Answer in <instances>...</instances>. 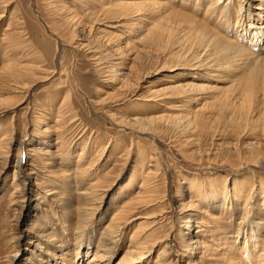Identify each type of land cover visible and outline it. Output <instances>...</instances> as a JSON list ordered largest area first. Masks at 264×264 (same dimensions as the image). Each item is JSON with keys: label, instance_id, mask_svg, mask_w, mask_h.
<instances>
[{"label": "rangeland", "instance_id": "1", "mask_svg": "<svg viewBox=\"0 0 264 264\" xmlns=\"http://www.w3.org/2000/svg\"><path fill=\"white\" fill-rule=\"evenodd\" d=\"M209 1L0 0V137L13 158L0 173V264H118L147 243L138 264H264V170L247 152L264 144V68L231 63L205 80L206 69H192L199 54L204 64L224 58L203 47L200 23L256 59L259 25L244 0H217L216 13ZM187 83L203 87L159 95ZM191 182L196 192L219 185L225 206L201 195L182 210ZM140 187L122 230L107 236Z\"/></svg>", "mask_w": 264, "mask_h": 264}, {"label": "bare ground", "instance_id": "2", "mask_svg": "<svg viewBox=\"0 0 264 264\" xmlns=\"http://www.w3.org/2000/svg\"><path fill=\"white\" fill-rule=\"evenodd\" d=\"M156 1V0H155ZM158 1V0H157ZM211 1V0H210ZM209 1V2H210ZM214 3H212V7H213V11L216 13V11H218V9H219V3H218V1L217 0H212ZM222 1V0H221ZM241 1V0H240ZM239 1V2H240ZM107 2V1H106ZM111 1H109V3H110ZM238 2V3H239ZM256 2H259L258 0H244V1H242V4H243V6L244 5H248V9H247V11L249 12H247V16L249 15H253V14H255V16H254V20H255V22H256V19H257V25H259V26H257L258 28H254L255 29V33L253 34V40L257 37V39H256V41L252 44V49H253V51L254 52H256L259 56L260 55H264V24H263V22L264 21H262V20H264L263 18H264V10H262V9H260V8H257V6H256ZM207 3V2H206ZM211 3V2H210ZM228 3H229V1H228ZM241 3V2H240ZM115 5H117V6H120V7H122L123 9H125V10H129V9H135V8H139V7H142V6H145V5H151V8H152V6L154 7V10L155 9H158L159 11L160 10H165L166 9V11L168 12V10H170V12H172L171 11V9H168L165 5H162V4H159V3H145V2H137V3H129V1H128V3L127 2H122V1H120V2H115L114 3ZM198 4V3H197ZM197 4H196V6H197ZM221 4V3H220ZM230 4V3H229ZM199 5V4H198ZM209 5H211V4H209ZM231 5V4H230ZM223 6V5H222ZM261 6H262V4H261ZM116 7V6H115ZM149 7V6H148ZM227 7H229V6H227ZM146 8V7H145ZM207 8H208V5H207ZM148 9V8H147ZM208 9H211V8H208ZM228 9V8H227ZM120 10V9H119ZM150 10H152V9H150ZM153 10V11H154ZM230 10V9H229ZM255 10H258L259 12H256ZM145 11V10H144ZM147 11V10H146ZM222 11V10H221ZM226 12H227V10H225ZM133 12V11H132ZM165 12V11H164ZM163 12V13H164ZM206 12V11H205ZM210 12H211V10H210ZM209 11H208V16H206V18L208 19V17H210V16H212L211 14H210V16H209V13H210ZM229 12V11H228ZM160 13V12H159ZM162 13V14H163ZM175 13V12H174ZM213 13V12H212ZM167 14V13H166ZM184 14V13H183ZM182 14V15H183ZM222 14V13H221ZM224 14V13H223ZM226 14V13H225ZM161 15V14H160ZM171 15V14H170ZM174 15V14H173ZM232 15V14H231ZM242 15H243V13H242ZM179 15H177V17H178ZM214 16V15H213ZM212 16V17H213ZM247 16H244V17H247ZM180 17V16H179ZM186 17V16H185ZM184 17V18H185ZM221 16L219 15V18H220ZM242 17V16H241ZM181 18H183L182 16H181ZM189 18H191V17H189ZM221 18H227L228 20L230 19V17L228 16V14H226L225 16H222ZM171 19V18H170ZM169 19V20H170ZM186 19V18H185ZM239 19V18H238ZM243 19V18H242ZM168 20V19H167ZM168 20V21H169ZM178 20H180L179 18H178ZM191 19H189V21H190ZM194 20V19H193ZM246 20V19H245ZM245 20H243V21H245ZM172 21V20H171ZM175 21V20H174ZM183 21V20H182ZM186 21V20H185ZM249 21V20H248ZM260 21H262V23L260 22ZM184 22V21H183ZM193 22H196V21H193ZM174 23V22H173ZM177 23V22H176ZM189 23V22H188ZM238 23H239V20H238ZM260 23V24H259ZM171 24V23H170ZM193 24V23H192ZM241 24V23H240ZM244 24V23H243ZM168 26V25H167ZM244 26V25H243ZM164 27V26H163ZM174 27V26H173ZM241 27V26H240ZM159 28V27H158ZM165 28V27H164ZM159 29H161V28H159ZM163 29V28H162ZM161 29V30H162ZM167 29H169L168 27H167ZM175 29H178L177 27L175 28ZM240 29V28H239ZM164 30V29H163ZM162 30V31H163ZM170 30H171V28H170ZM170 30L168 31V32H170ZM173 30V29H172ZM175 31V30H174ZM177 31V30H176ZM175 31V32H176ZM198 31V30H197ZM199 31L201 32V34H204V36H202V37H200L201 38V40L203 41V42H205V44H204V48L205 49H208L207 51H210V56H212V57H224L223 59H222V61L221 62H219V63H217L216 65L215 64H213L212 62H208V60H207V62L208 63H206V64H204L205 62L204 61H202L201 60V56H200V54H199V59H198V64L197 65H195V66H193L192 67V69L193 70H197L196 72H198V71H200V70H204V69H206L207 71H206V75H204L203 77H201L203 80H205V77L207 76V75H211L210 73H219V72H222L223 73V71H224V73L225 72H227V71H229L230 70V66L232 65L231 63H237V62H241V64L244 66H246V67H248V68H250V70H252V71H254V69H255V66L257 65V64H259V65H261V67H263L264 68V57L263 58H261V57H259L258 56V58L256 59V58H253L251 55H250V53L248 52V51H246V50H242L241 48H239V46L238 45H236L233 41H230V40H228V39H230L229 37H228V39H226V38H224L222 35H219L218 33H216V31H213L212 29H210V28H208V26L207 25H205V24H203V23H200L199 24ZM230 31V30H229ZM245 31V30H244ZM254 31V30H253ZM237 32V31H236ZM241 32V31H240ZM155 33V32H154ZM170 33H172V32H170ZM197 33V32H196ZM164 34V33H163ZM166 34H168V33H166ZM237 34H239V33H237ZM246 34H247V32H246ZM147 35H150L149 33L147 34ZM200 35V34H199ZM242 35V34H241ZM166 36V35H165ZM168 36H171V34L170 35H168ZM172 37H173V34H172ZM239 37H242V36H239ZM238 37V38H239ZM146 38V37H145ZM165 38V37H164ZM167 38V37H166ZM244 38V37H243ZM248 38V37H247ZM161 39V38H160ZM155 40H156V38H155ZM154 40V41H155ZM170 40V39H169ZM173 40H174V38H173ZM245 40H246V38H245ZM200 41V40H199ZM159 42V37H158V40H157V43ZM164 42V41H163ZM166 42V41H165ZM165 42H164V44H165ZM156 43V42H155ZM161 43V42H160ZM176 43V42H175ZM239 43H240V41H239ZM153 44V43H152ZM163 44V43H162ZM171 44V43H170ZM158 45V44H157ZM171 46V45H170ZM159 47V46H158ZM167 47V46H166ZM206 51V52H207ZM208 54V53H207ZM255 54V53H254ZM206 56V55H205ZM256 56V55H255ZM177 57V56H176ZM218 57V58H219ZM207 59V58H206ZM227 60V61H226ZM217 62V61H216ZM182 67H184V66H182ZM210 69V70H209ZM257 70V69H256ZM220 74V73H219ZM219 74H217L218 76H220ZM125 75V74H124ZM130 75V74H129ZM213 76H215L214 74H213ZM263 76V75H262ZM224 77V76H223ZM223 77H221V78H223ZM247 81V80H246ZM252 81V80H251ZM250 81V82H251ZM245 83V82H244ZM247 83V82H246ZM245 86V85H244ZM247 86V85H246ZM200 87H203V86H198V85H194V84H192V83H187V84H185V85H167V86H165V88H163L162 90H160L159 92H160V94L159 95H166V94H170V93H172V95L173 94H175V93H181V94H193L192 92H194V89H197L198 90V88H200ZM208 90V89H207ZM212 90V89H211ZM223 90V89H222ZM221 90V91H222ZM158 91V90H157ZM213 91V90H212ZM186 92V93H185ZM195 93V92H194ZM198 98V97H197ZM251 98V97H250ZM244 100H246L245 98H244ZM248 100V99H247ZM243 101V100H242ZM250 101V100H249ZM252 101H253V98H252ZM245 102V101H244ZM250 103V102H249ZM250 105V104H249ZM169 108V107H168ZM264 108V107H263ZM203 110V109H202ZM198 114V113H197ZM166 116V115H165ZM199 116V115H198ZM167 117V116H166ZM202 117H203V115H202ZM153 118V117H152ZM158 118V117H157ZM157 118H156V121H157ZM205 118V117H204ZM172 119V118H171ZM259 119H260V122H261V125H260V128H261V132H262V135H263V137H264V112L261 114V113H259ZM203 120V119H202ZM134 122H136V123H140V120H138V119H134L133 120ZM132 121V122H133ZM60 122H61V120L59 119L58 121H57V125H59L60 124ZM133 122V123H134ZM254 122V121H253ZM258 122V121H257ZM126 123V122H125ZM148 123V122H147ZM135 124V123H134ZM143 124V123H142ZM200 124V123H199ZM140 126V125H139ZM198 126V125H197ZM143 129V128H142ZM3 138L4 137H2V139H1V137H0V139L1 140H3ZM61 138V137H60ZM61 141V140H60ZM60 141H59V139H58V141H57V144L59 145L60 144ZM6 142V138L3 140V142H2V145H0V173L5 169V167L7 166V164H8V162L10 161V159L12 160L13 158H10V157H8V155H9V152H10V149L8 148V147H5V143ZM4 144V145H3ZM9 145V144H8ZM61 147H63V146H60V148ZM248 147H249V149H248V154L250 155V161H251V163H253V164H255L256 165V167L257 168H259L260 170H264V156H263V153H264V144L263 143H257V144H251V145H248ZM60 148H58L57 149V153L59 152V151H62ZM39 152H41L40 151V149H39ZM47 152V151H46ZM56 152H55V154H57ZM49 155V154H48ZM8 158V159H7ZM26 161H25V163L27 164V158L25 159ZM22 158H20V162H18V164L16 165V168H18L19 169V167H22ZM153 161V160H152ZM247 161V160H246ZM246 165V164H245ZM22 170V169H21ZM154 171V170H153ZM22 177V178H21ZM20 178H21V180L22 181H26V183H23L24 185L25 184H27L30 180H31V178H32V172H30L28 175H24V176H21ZM227 180H228V178H226ZM132 180V179H131ZM203 183V182H202ZM228 182L226 181V183L225 184H227ZM133 184V181H132V183H131V185ZM203 184H205V183H203ZM19 184L17 185V188H19ZM98 186V185H97ZM97 186L95 187V189H97ZM145 186V185H144ZM227 186V185H226ZM26 187V186H25ZM235 187V186H234ZM196 187H195V183H193V182H191L189 185H188V189H187V191H186V194L185 193H183V194H185L188 198H187V200H189L188 202H185L186 200H182V202L180 203V208H182V210H187V209H189L190 207H192V206H194V203L192 202V200L194 199V197H196V196H209V198H211V200H212V202L210 203V204H213L214 202H217L218 204H220V206H222V207H224L225 205V203L226 202H224V203H220V199H221V193H220V190H221V187L219 186V185H217V186H214V188L215 189H211V187H209V188H206V186L205 185H201V189H203V191H197L196 192V189H195ZM90 190V189H89ZM144 190H143V188H141L140 187V191H138L137 192V194L138 193H140V195H139V197L137 198V200H135V201H132V203L131 204H129L127 207H126V209L125 210H123L121 213H119L118 215V217H117V219H115V217H113L112 218V220H111V222L106 226V232L108 233V235L107 236H110V237H116L118 234H119V232L122 230V227H121V224L123 223L122 222V220H121V218L123 219L124 217H127L126 216V214L129 212V210L131 209V207H133V206H135L137 203H139L141 200H142V197L144 196V193L145 192H143ZM22 192H24V191H22ZM92 192V193H91ZM90 193H91V196H93V194L96 192L95 190H93V191H91ZM102 192V191H101ZM182 194V195H183ZM235 194V193H234ZM236 194H238V193H236ZM87 195V194H86ZM90 195V194H89ZM89 195H88V197H89ZM98 195V194H97ZM185 195H183V197H185ZM221 197H220V196ZM90 196V197H91ZM23 198V197H22ZM92 198V197H91ZM203 198V197H202ZM84 199V198H83ZM82 199V200H83ZM91 200V199H90ZM146 200V199H145ZM89 201V200H88ZM91 201H95L94 199L93 200H91ZM224 201V200H223ZM85 202V201H84ZM96 202V201H95ZM264 202V201H263ZM88 204H86V207H85V204H84V206H83V204L81 205V206H83V207H85V209H83V211L85 210V212H87L88 213V216H90V215H94V212H95V210H96V208H98V207H96L95 208V204H93V205H91V204H89V202H87ZM92 203V202H91ZM264 204V203H263ZM247 207L246 208H248V205H246ZM194 208V207H193ZM80 209V208H79ZM133 210V209H132ZM135 210V209H134ZM79 211V210H78ZM94 211V212H93ZM79 213H81V212H79ZM201 214H202V212H201ZM82 218H83V216H82ZM80 219V218H79ZM183 219H185V227L187 228V230H189V226H190V224L192 223H195V220H193V222H192V218H188V217H185V218H183ZM86 222V221H85ZM154 223V222H153ZM80 224H81V222H80ZM88 224V223H87ZM83 225V224H82ZM46 230H48V229H46ZM48 232V231H47ZM45 233V232H44ZM251 233L253 234L252 236H253V238H255V239H257L258 238V236H257V233L255 234L254 233V231H253V229L251 230ZM197 234H200V232H198ZM250 234V233H249ZM49 235H50V233H49ZM49 235H46V236H48L49 237ZM251 236V237H252ZM50 238V237H49ZM39 239V238H38ZM112 239V238H111ZM119 240V239H118ZM117 240V241H118ZM109 241V240H108ZM103 243V242H102ZM105 243V242H104ZM112 243H114V241L112 242ZM200 242L199 241H192L191 242V244H195V246H197V247H195V248H198L199 247V244ZM102 246L104 245V244H101ZM108 245V244H107ZM101 246V247H102ZM110 246V245H109ZM146 246H148V243H147V245H145L144 247H140L139 249L137 248V247H133V245H130V247H129V250H127L124 254H123V256H122V258H121V260H120V262L118 263V264H138V262L139 263H142L144 260H145V255L147 254V252H146V250H145V247ZM192 246H194V245H192ZM102 249H103V247H102ZM109 249V248H108ZM107 249V250H108ZM147 249V248H146ZM99 250H100V247H99ZM98 250V251H99ZM98 251H96V252H98ZM103 251V250H102ZM66 253V252H65ZM102 253H104V252H102ZM106 253V252H105ZM99 254V253H98ZM97 257H99V256H97ZM107 258V256H106V254H104V255H102V258L104 259V258ZM263 257H264V254H263ZM15 258V257H14ZM105 258V259H106ZM99 260V259H98ZM106 260H108V259H106ZM90 264H93L92 262L90 263ZM95 264V263H94ZM155 264H158V261L155 263Z\"/></svg>", "mask_w": 264, "mask_h": 264}]
</instances>
